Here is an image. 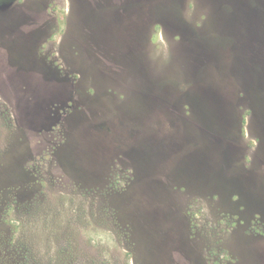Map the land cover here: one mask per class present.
<instances>
[{"label":"rangeland","instance_id":"obj_1","mask_svg":"<svg viewBox=\"0 0 264 264\" xmlns=\"http://www.w3.org/2000/svg\"><path fill=\"white\" fill-rule=\"evenodd\" d=\"M0 233L18 264H264V0H0Z\"/></svg>","mask_w":264,"mask_h":264},{"label":"trees","instance_id":"obj_2","mask_svg":"<svg viewBox=\"0 0 264 264\" xmlns=\"http://www.w3.org/2000/svg\"><path fill=\"white\" fill-rule=\"evenodd\" d=\"M6 240L4 234L0 233V264H18L13 257H10L11 254L7 249Z\"/></svg>","mask_w":264,"mask_h":264}]
</instances>
